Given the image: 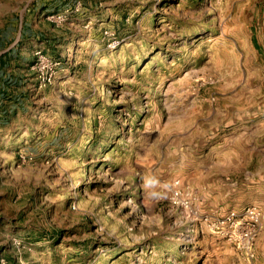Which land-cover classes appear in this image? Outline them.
Listing matches in <instances>:
<instances>
[{"label":"rangeland","instance_id":"1","mask_svg":"<svg viewBox=\"0 0 264 264\" xmlns=\"http://www.w3.org/2000/svg\"><path fill=\"white\" fill-rule=\"evenodd\" d=\"M8 51L0 264H264V0H0Z\"/></svg>","mask_w":264,"mask_h":264},{"label":"built area","instance_id":"2","mask_svg":"<svg viewBox=\"0 0 264 264\" xmlns=\"http://www.w3.org/2000/svg\"><path fill=\"white\" fill-rule=\"evenodd\" d=\"M33 57L32 68L35 71L39 86H46L47 84H50L53 79L55 66L58 63L53 61V59L47 56L42 50H36L33 53ZM237 215H240V221L249 223L247 227L243 228L240 233V238L244 246L249 244V242L252 240L253 233L257 231L260 212L256 207H249L245 209L241 214L230 211L227 217L229 220H234L236 219Z\"/></svg>","mask_w":264,"mask_h":264},{"label":"crops","instance_id":"3","mask_svg":"<svg viewBox=\"0 0 264 264\" xmlns=\"http://www.w3.org/2000/svg\"><path fill=\"white\" fill-rule=\"evenodd\" d=\"M0 81H1L0 82V94H1L0 97L2 96V93H10L8 86L11 87V85L17 84V82H15L16 80L11 79L10 75L6 74L5 72L1 74ZM9 98L11 99L10 96Z\"/></svg>","mask_w":264,"mask_h":264},{"label":"trees","instance_id":"4","mask_svg":"<svg viewBox=\"0 0 264 264\" xmlns=\"http://www.w3.org/2000/svg\"><path fill=\"white\" fill-rule=\"evenodd\" d=\"M9 51L0 55V77L1 74L3 73L4 68L6 67L7 62H5V57L7 56V54H10Z\"/></svg>","mask_w":264,"mask_h":264}]
</instances>
